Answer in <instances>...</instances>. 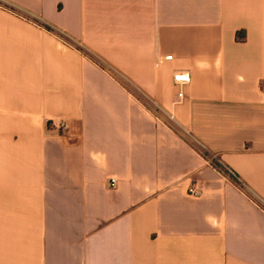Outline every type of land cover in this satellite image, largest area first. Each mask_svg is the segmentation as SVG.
Instances as JSON below:
<instances>
[{"label":"crops","instance_id":"obj_1","mask_svg":"<svg viewBox=\"0 0 264 264\" xmlns=\"http://www.w3.org/2000/svg\"><path fill=\"white\" fill-rule=\"evenodd\" d=\"M260 203L264 0H0V264H264Z\"/></svg>","mask_w":264,"mask_h":264},{"label":"built area","instance_id":"obj_2","mask_svg":"<svg viewBox=\"0 0 264 264\" xmlns=\"http://www.w3.org/2000/svg\"><path fill=\"white\" fill-rule=\"evenodd\" d=\"M167 59H170V57H167ZM173 82H174V84H175L176 86H184V85H187V84L190 82L189 74H188V73H178V74H175V75L173 76ZM178 96L181 97V93H179ZM58 128H59L60 130H65L66 126H65V124H64L63 122H60V123L58 124ZM214 158H215V157H214ZM213 166H215V165L213 164ZM215 167H216V166H215ZM217 169H218L219 171H221L219 167H217ZM224 171H225V170H224ZM227 173H228V172H227ZM111 183L113 184V183H114V180H111ZM187 194H188L189 196H191V197H198L200 193L194 188V186H191V187L188 189ZM259 207L261 208V210H262L263 213H264V203H260V204H259Z\"/></svg>","mask_w":264,"mask_h":264},{"label":"rangeland","instance_id":"obj_3","mask_svg":"<svg viewBox=\"0 0 264 264\" xmlns=\"http://www.w3.org/2000/svg\"><path fill=\"white\" fill-rule=\"evenodd\" d=\"M205 156L206 157H208V158H210V162L212 163V164H214L216 167H219L220 168V166L218 165V163L216 162V159L213 157V156H211V155H208V154H205ZM221 169V168H220ZM221 172L222 173H227L226 171H224V170H221ZM229 176H231L233 179H234V176L232 175V174H230V173H227Z\"/></svg>","mask_w":264,"mask_h":264}]
</instances>
